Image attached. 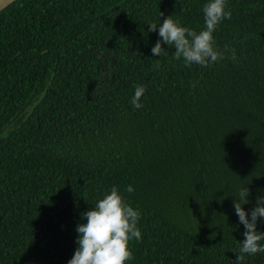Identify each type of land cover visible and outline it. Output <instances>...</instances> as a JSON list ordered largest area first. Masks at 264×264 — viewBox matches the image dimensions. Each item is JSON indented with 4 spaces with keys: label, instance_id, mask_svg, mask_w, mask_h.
<instances>
[{
    "label": "trees",
    "instance_id": "16d2710c",
    "mask_svg": "<svg viewBox=\"0 0 264 264\" xmlns=\"http://www.w3.org/2000/svg\"><path fill=\"white\" fill-rule=\"evenodd\" d=\"M203 3L14 0L0 11V264H66L82 212L113 185L141 213L125 264H264L239 253L233 208L243 185L246 210L264 196V0H226L208 65H185L163 42L150 52L148 24L170 15L198 32Z\"/></svg>",
    "mask_w": 264,
    "mask_h": 264
},
{
    "label": "clouds",
    "instance_id": "9594fccd",
    "mask_svg": "<svg viewBox=\"0 0 264 264\" xmlns=\"http://www.w3.org/2000/svg\"><path fill=\"white\" fill-rule=\"evenodd\" d=\"M201 10L204 27L198 32L170 15L158 24H148V30L155 29L158 36L150 49L152 55L159 56L164 51L163 42L173 47V58L181 59L185 65L204 66L216 61L221 53L214 46L213 32L222 20L231 18V10L226 7V0H204ZM143 92L142 85L135 87L130 97L133 108L142 106ZM125 190L131 192L133 186L129 184ZM248 194V187L243 185L233 200L234 212L244 228L239 253H264V231L256 229L258 217L264 221V196L257 197L255 205L246 210L242 205L248 203ZM140 215L139 209L125 201L117 186H111L91 208L82 212V221L75 227L76 247L66 264H125L131 259L129 241L141 239L137 226ZM235 259H241V255Z\"/></svg>",
    "mask_w": 264,
    "mask_h": 264
},
{
    "label": "water",
    "instance_id": "95a60500",
    "mask_svg": "<svg viewBox=\"0 0 264 264\" xmlns=\"http://www.w3.org/2000/svg\"><path fill=\"white\" fill-rule=\"evenodd\" d=\"M14 0H0V11L12 3Z\"/></svg>",
    "mask_w": 264,
    "mask_h": 264
}]
</instances>
